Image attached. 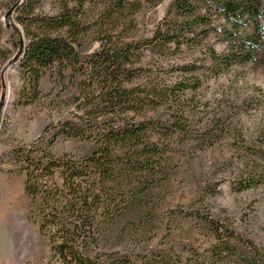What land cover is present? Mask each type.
<instances>
[{"label":"trees","instance_id":"1","mask_svg":"<svg viewBox=\"0 0 264 264\" xmlns=\"http://www.w3.org/2000/svg\"><path fill=\"white\" fill-rule=\"evenodd\" d=\"M53 1L50 13L42 0H0V33L4 22L11 30L9 45L0 44V65L17 55L23 82L17 104L55 90L49 102L68 108L32 144L10 152L26 173L29 212L49 245L46 264H264L255 241L209 210L190 213L207 236L202 251L185 257L171 246L139 245L152 231V197L169 181L170 162L191 143L208 147L230 132L223 114L188 124L186 91L200 83L197 62L171 64L169 55L183 45L199 47L214 72L264 64V0H170L149 34L138 15L162 0ZM211 34L224 43L222 51L205 43ZM156 68L175 71L177 79L167 81ZM45 76L53 83L47 93ZM56 138L94 146L55 154ZM249 153L250 175L240 189L262 177L264 151Z\"/></svg>","mask_w":264,"mask_h":264},{"label":"rangeland","instance_id":"2","mask_svg":"<svg viewBox=\"0 0 264 264\" xmlns=\"http://www.w3.org/2000/svg\"><path fill=\"white\" fill-rule=\"evenodd\" d=\"M169 1L162 0L139 13V27L144 34H149L163 17ZM55 7L53 0H42L43 11L52 13ZM3 19L0 12V21ZM4 24L0 44L9 45L11 30ZM205 43L217 51L225 47L214 34ZM168 61L171 64L197 62L193 74L198 75L200 83L193 93L186 91L185 107L189 106L188 110L192 111L188 124L196 127L214 114H223L228 115L230 132L208 147L191 143L192 146H186L182 154L170 162L169 181L152 197L155 207L152 231L140 237L139 245L145 251L171 246L185 257L193 255L195 250L202 251L208 245L207 236L190 213L209 210L264 250V169L259 182L239 188V183L247 181L250 175L249 152L264 151V64H233L214 72L206 68L209 61L199 47L185 45L170 54ZM7 62L0 65V99L2 93L4 97L0 109V264H46L49 245L39 232L36 217L29 212V198L24 192L26 173L13 162L10 152L15 147L32 144L43 128L55 122L68 108L59 109L49 102L55 90L49 98L27 105L17 104L23 82L17 62L12 61L11 66L2 71ZM199 63L204 65L199 66ZM154 72L169 82L177 79L176 72L169 68H156ZM52 84L45 76L41 81L43 93H47ZM160 112L167 117L169 110L163 108ZM49 131L51 135V129ZM93 146L89 141L56 138L50 150L55 154L86 153Z\"/></svg>","mask_w":264,"mask_h":264},{"label":"water","instance_id":"3","mask_svg":"<svg viewBox=\"0 0 264 264\" xmlns=\"http://www.w3.org/2000/svg\"><path fill=\"white\" fill-rule=\"evenodd\" d=\"M17 58V55H14L13 57H12V59L10 60V61H8L4 66H3V68H2V71L5 69V68H9L10 66H11V64H12V61H14L15 59ZM1 99H0V109H1V107H2V105H3V93L1 94Z\"/></svg>","mask_w":264,"mask_h":264}]
</instances>
